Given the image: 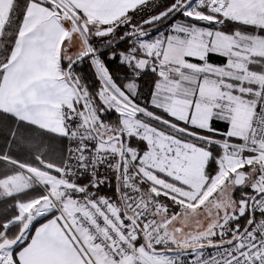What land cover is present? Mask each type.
Returning a JSON list of instances; mask_svg holds the SVG:
<instances>
[{
	"label": "snow or ice",
	"instance_id": "6c2138e0",
	"mask_svg": "<svg viewBox=\"0 0 264 264\" xmlns=\"http://www.w3.org/2000/svg\"><path fill=\"white\" fill-rule=\"evenodd\" d=\"M0 264H264V0H0Z\"/></svg>",
	"mask_w": 264,
	"mask_h": 264
}]
</instances>
